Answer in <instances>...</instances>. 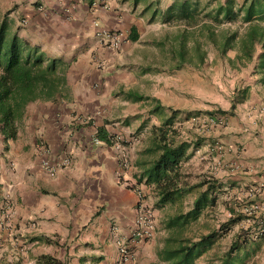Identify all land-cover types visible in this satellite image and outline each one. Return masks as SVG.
<instances>
[{"label":"crops","instance_id":"1","mask_svg":"<svg viewBox=\"0 0 264 264\" xmlns=\"http://www.w3.org/2000/svg\"><path fill=\"white\" fill-rule=\"evenodd\" d=\"M151 1L0 0L8 34L16 33L38 46L45 58L60 62L62 77L50 99L26 105L13 140L0 135L4 264L18 259L34 264L41 254L64 264H250L259 257L264 264V231H257L256 224V232L234 224L209 245H194L216 231L230 210L237 211L242 192L262 186L249 201L258 204L264 198V86H253L225 127L200 136L202 152H210L198 157L202 163L195 157L200 148L186 161L200 164L191 172L195 183L207 175L221 187L216 205L196 221H174L190 209L195 195L157 207L151 188L138 182L137 163L147 160L141 155L145 139L150 127L158 124L147 112L131 111L136 103L120 94L130 90H123L119 68H114L115 51L97 43L93 24L119 32L124 39L139 4ZM172 1L167 0L161 11ZM98 130L109 139L118 135L130 140L123 149L124 167L112 143H92ZM62 161L67 164L60 165ZM210 165L216 168L211 174L206 172ZM141 206L152 215L149 239L131 237ZM38 237L55 238L57 245L31 241ZM121 238L127 261L118 253ZM235 242L237 248L228 255Z\"/></svg>","mask_w":264,"mask_h":264},{"label":"trees","instance_id":"2","mask_svg":"<svg viewBox=\"0 0 264 264\" xmlns=\"http://www.w3.org/2000/svg\"><path fill=\"white\" fill-rule=\"evenodd\" d=\"M151 7L152 4L147 3L143 8L144 13ZM150 16L152 19L157 17L166 26L175 27L170 36L153 43L168 57L162 66L174 71L184 65L199 68L206 59L204 47H208L219 61L225 62L232 70L251 66V73L257 78V83L264 86V0H173L163 11L153 8ZM8 31V21L5 16H1L0 135L4 140H13L26 105L36 100L50 99L58 92L62 77L58 74L60 62L45 58L38 46L30 45L16 33L9 35ZM137 37L136 28L131 25L126 40L133 43ZM228 52L233 53L231 58ZM249 92L248 86L234 88L228 111L211 110L204 114L213 122L222 115L232 116L235 107L248 99ZM120 94L131 103L149 102L146 113L148 119L155 117L159 121L157 126L150 127L145 139L146 147L141 155L147 160L137 163L140 168L138 182L143 180L151 188L157 198V207L173 205L180 198L195 194L190 209L175 217L174 221H196L203 211L216 205V196L221 189L220 184L207 175L194 185L188 186L184 181L181 166L199 148L201 137L194 142L179 140V132L174 127L179 111L164 107L157 100L134 91ZM198 115L187 113L185 120ZM94 138L111 144V139L102 130H98ZM262 216L254 221L257 231L261 229ZM248 218L253 220L239 211L230 210L226 221L216 231L200 238L194 245H209L220 231L228 230ZM31 241L57 245L55 238L38 237ZM235 244L231 243L228 255L237 248ZM6 264L21 263L13 260ZM34 264L64 263L52 255L41 254L35 258ZM224 264L230 263L226 261Z\"/></svg>","mask_w":264,"mask_h":264},{"label":"rangeland","instance_id":"3","mask_svg":"<svg viewBox=\"0 0 264 264\" xmlns=\"http://www.w3.org/2000/svg\"><path fill=\"white\" fill-rule=\"evenodd\" d=\"M166 1L152 0L151 9L145 13L143 10L145 5L143 3L139 4L138 9L135 11V20L132 23L136 28L137 40L133 43L127 41L128 30L124 32L121 46L114 52V55L117 56L114 68H119L116 72L121 73L124 91H134L143 97L157 100L164 107L179 111L180 115L174 124V127L179 132L178 139L194 142L201 135H207L222 129L227 125L228 117H233V115H222L211 123L209 122L210 118L204 114L205 111H228L231 93L234 88L241 89L248 86L251 92L253 91V86L259 84L257 83V78L251 73V66L240 70H232L225 62L219 61L208 47H204L206 59L199 68L184 65L179 70L174 71L169 70L167 66H162L168 61V57L163 52H160L153 43L170 36L175 27L162 24L157 17L152 19L150 12L153 8L161 11ZM227 55L231 58L233 53L228 52ZM146 68L148 70H145ZM147 103L149 104V102L136 103L131 106V111L145 113L148 110ZM187 113H197L199 115L197 117L189 116L188 120H185ZM192 118L194 122L191 123L189 119ZM150 119L153 123L159 124L155 117H150ZM213 144L211 143L210 145L213 146ZM201 146L202 143L199 146L200 149L198 148L200 150L199 153L195 155L196 160L200 163L204 160H198V157L204 155V153H210L209 150L202 152ZM199 165L191 166L188 162L182 164L181 170L184 175V181L195 183L196 177L191 172L194 168L200 167ZM215 170L216 168L210 165L207 167L206 172L211 174ZM245 193L246 191L242 192L241 197L237 200L238 204H236L237 211L241 214H243L244 207L251 203ZM259 213V210L250 213L246 217H252L253 220L244 219L237 223V226L242 231H245L244 228L253 227V232H256L254 227L256 223L254 221L259 217ZM213 215L212 213L211 217ZM224 217L227 218L228 216L224 215ZM215 218H217V214ZM257 255L260 256L259 254ZM259 258L254 259V262L252 260L250 264H262ZM20 260L18 259L21 264H32L29 260ZM4 262L5 260L0 258V264H4Z\"/></svg>","mask_w":264,"mask_h":264},{"label":"built area","instance_id":"4","mask_svg":"<svg viewBox=\"0 0 264 264\" xmlns=\"http://www.w3.org/2000/svg\"><path fill=\"white\" fill-rule=\"evenodd\" d=\"M94 27V37L97 39V43L101 45L102 47H105L107 49H110L112 51H117L120 46L121 42L123 41V37L119 32H111L106 31L103 28L97 27L96 24H93ZM189 122H194V119H189ZM209 122L213 123L212 119H209ZM130 142V140L125 139L121 136H114L111 138V143L114 148V150L119 151L121 153V167H124L126 165V161L124 158L123 149L126 146V144ZM92 143L95 145H98L100 141H98L96 138H92ZM67 161H62L60 165H66ZM47 166V165H45ZM52 167L50 166V171L52 170ZM263 190L262 186H259L258 188H248L246 191V195L249 197V199L253 198L254 195H258V190ZM259 210L260 213L264 212V198L262 201H260L258 204H254L252 201L247 206L244 207L242 213L245 216L250 215V213H254L255 211ZM137 216L135 218L134 224L135 229L131 233V237L134 239H149L152 236V215L151 212L145 207L141 206L138 210ZM248 222V220H246ZM259 227L261 228L260 231H264V213L262 216V221H260ZM117 246H118V253L120 258L123 261H127L129 259V255L124 249V239L121 238L120 240H117Z\"/></svg>","mask_w":264,"mask_h":264}]
</instances>
